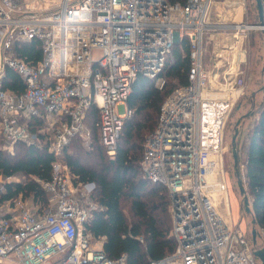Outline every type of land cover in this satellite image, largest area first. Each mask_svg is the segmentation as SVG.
I'll return each mask as SVG.
<instances>
[{"label":"built area","instance_id":"obj_1","mask_svg":"<svg viewBox=\"0 0 264 264\" xmlns=\"http://www.w3.org/2000/svg\"><path fill=\"white\" fill-rule=\"evenodd\" d=\"M212 4L213 0H0V140L6 142L0 148L16 143L42 147L40 134L49 133L45 143L56 158L52 179L39 181L50 196L47 208L40 212L21 198L0 204V264H127L126 255L106 256L104 239L96 246L97 239L85 231L97 205L85 189L81 193L87 205L78 198L65 163L66 148L75 138L91 139L86 117L96 106L100 140L113 158L124 122L132 115L127 107L132 82L143 75L157 79L161 89L165 80L159 76L167 59L186 38L188 84L177 87L162 103L140 164L146 180L169 192L175 242L172 255L151 264H258L254 251L264 248V232L258 235L262 244L252 248V238L241 231L235 236L218 206L219 198L228 193L218 155L236 74L224 72V85L212 80L203 52L208 30L252 29L243 23L211 24ZM34 41L41 48L39 61L17 56V44ZM214 65L218 69V63ZM7 70L20 77L23 92L5 89ZM33 119L45 127L34 131ZM2 193L3 187L0 197Z\"/></svg>","mask_w":264,"mask_h":264},{"label":"trees","instance_id":"obj_2","mask_svg":"<svg viewBox=\"0 0 264 264\" xmlns=\"http://www.w3.org/2000/svg\"><path fill=\"white\" fill-rule=\"evenodd\" d=\"M166 1L185 3L187 0ZM253 7L258 12L257 4ZM256 16L259 20V12ZM15 50L17 56L26 61L37 62L42 57L39 42L17 44ZM189 69L186 38L175 45L167 59L159 76L165 80L161 89L156 85L157 79L143 75L135 78L127 99L132 115L124 122L113 158L100 140L96 106L86 117L91 139L84 142L75 138L66 148L65 163L73 184L76 187L93 184L95 187L93 201L97 209L85 222L84 229L97 240L104 239L103 251L109 258L126 255L127 264H151L162 261L175 251L169 192L166 187L146 180L140 164L144 143L157 125L162 103L177 87L188 84ZM4 87L17 94L25 89L20 77L11 70L6 71ZM256 112L258 117L245 137L243 147L246 151V192L259 233V230L264 232V98ZM30 127L38 132L45 123L33 119ZM49 135L40 134L42 147L16 143L11 153L0 148V182L5 181L0 186L3 187L0 204L19 198L31 199L30 205L40 212L50 205V196L39 182L50 181L53 176L56 158L45 143ZM16 177L24 178V181L6 182L8 178Z\"/></svg>","mask_w":264,"mask_h":264},{"label":"rangeland","instance_id":"obj_3","mask_svg":"<svg viewBox=\"0 0 264 264\" xmlns=\"http://www.w3.org/2000/svg\"><path fill=\"white\" fill-rule=\"evenodd\" d=\"M256 6L255 0H213V4L209 13V22L220 26H236L238 23L247 25L255 24L259 20L256 16L258 12L253 6ZM228 28H218L216 30H208L204 36L203 52L206 69L211 73V79L215 77L219 83L225 84L221 78L224 72L231 70L236 75L232 78L231 89L233 106L228 116L223 131V143L218 160L222 166L223 178L228 183V193L223 195L219 209L224 216H227L234 230V235L241 231L244 236L252 238V230L258 227L253 225L252 210L247 213L243 205V195L240 194L237 185V177L235 175L234 159L232 154V139L236 129L239 134L237 137V148L239 152L238 170L246 187L245 179V156L246 151L243 142L249 130L252 128L257 119V107L264 98V34L261 30L252 29L245 32L233 31ZM94 56H99V52H94ZM242 57V61L238 59ZM217 61V62H216ZM214 63H218L216 69ZM248 115L247 117H244ZM242 119L240 125L237 122ZM0 145L5 146L6 142L0 140ZM8 146V145H7ZM14 146H8L4 151L13 152ZM220 177V176H219ZM221 178V177H220ZM24 181V178L16 177L11 181ZM0 182V186H2ZM78 187V186H77ZM76 188V186H75ZM76 194L81 200L83 206H86V199L83 198L81 190H84L88 198L93 201L95 187L92 184L79 185L76 188ZM31 204V199L26 200ZM31 206V205H30ZM251 208V206H250ZM6 207L2 209L5 213ZM126 213L130 217L128 207L125 208ZM96 246L102 245L100 240H95ZM261 240L258 236V244ZM251 247L255 246L253 243ZM258 264L260 260L258 259Z\"/></svg>","mask_w":264,"mask_h":264},{"label":"water","instance_id":"obj_4","mask_svg":"<svg viewBox=\"0 0 264 264\" xmlns=\"http://www.w3.org/2000/svg\"><path fill=\"white\" fill-rule=\"evenodd\" d=\"M257 7H258V12H259V21L255 24L247 25L249 29H258L261 30L264 34V5L262 0H255ZM264 89V88H263ZM248 115L244 116L247 117ZM242 119H240L237 122V126L240 125ZM239 131L236 129L235 135L233 136L232 139V154H233V159H234V168H235V175L237 177V185L239 187L240 194L243 195L244 201L243 205L245 207V210L247 213L251 212V202L249 199V196L246 192V188L244 186L243 180L241 178V175L238 170V165H239V155H238V149H237V137H238ZM256 221L253 219V225H255ZM252 242L254 245L257 244L258 240V231L256 228H253L252 230ZM254 255L260 260L261 264H264V248L256 249L254 251Z\"/></svg>","mask_w":264,"mask_h":264},{"label":"bare ground","instance_id":"obj_5","mask_svg":"<svg viewBox=\"0 0 264 264\" xmlns=\"http://www.w3.org/2000/svg\"><path fill=\"white\" fill-rule=\"evenodd\" d=\"M240 26V25H239Z\"/></svg>","mask_w":264,"mask_h":264}]
</instances>
